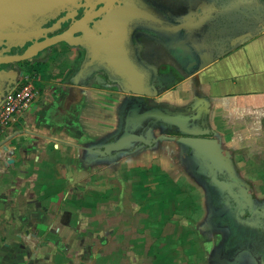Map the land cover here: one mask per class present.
Wrapping results in <instances>:
<instances>
[{
    "label": "crops",
    "instance_id": "0c3cea01",
    "mask_svg": "<svg viewBox=\"0 0 264 264\" xmlns=\"http://www.w3.org/2000/svg\"><path fill=\"white\" fill-rule=\"evenodd\" d=\"M211 59L148 103L183 117L202 112L251 216L264 210V26ZM80 60L59 45L24 64L38 96L0 136V264H264L257 229L235 256L234 230L219 221L224 211L210 203L198 162L175 136H157L159 125L152 144L101 154L120 135L132 96L72 83Z\"/></svg>",
    "mask_w": 264,
    "mask_h": 264
},
{
    "label": "water",
    "instance_id": "95a60500",
    "mask_svg": "<svg viewBox=\"0 0 264 264\" xmlns=\"http://www.w3.org/2000/svg\"><path fill=\"white\" fill-rule=\"evenodd\" d=\"M82 1L84 0H0V67L33 62L41 53L62 43L70 48L86 50L84 59L71 82L80 87H89L93 84L100 86L119 84L124 92L132 96L120 135L107 144L110 155L132 152L142 144H152L153 141L150 139L152 129L158 124L163 125L171 129L177 140L190 149V155L198 162L199 167L200 163L204 165L211 183H216L221 192L228 191V196H231L233 188L241 189L234 182L228 165L223 162L220 153L206 138L207 133L200 126L202 116L200 110L183 117L164 108L149 105L148 100L158 97L161 91L174 85L176 77L173 73L159 76L155 68L148 66L131 47L133 25L141 24L142 31L151 32L164 40L173 51L180 68L187 76H193L214 62L208 54L199 56L197 47L185 40V34L196 25L198 18L186 22L173 19L155 20L153 16L141 10L118 6L98 23L110 31L107 39L99 43L93 38L94 36L86 37L91 45V40L97 41L93 49L86 48L82 39L72 40L73 32L81 33L74 27L72 31L54 38L38 37L37 33L43 23L55 19L61 12L71 6H78ZM116 2L118 0L100 1L106 8H111ZM106 8L96 12V6H92L79 24L101 17ZM154 24H158L159 27H155ZM250 36L246 35L243 38ZM40 39L44 41L38 42ZM28 43H32V46H29L23 55H9L13 48L23 49ZM16 84L13 72L0 70V102ZM172 137L163 138L175 139ZM197 170V175L201 177L199 168ZM223 176L226 177L224 180L218 179ZM240 192L233 199L245 202L243 213H247L251 211L250 203L245 198V192L242 189ZM231 205L228 203L227 207L230 208ZM233 210L234 207L226 218H234L233 224L239 227L238 231L234 232L236 239H231L236 256L246 247L244 242L247 233L248 236L249 234L257 236L255 235L257 229L260 232H258L259 236L264 234V210L255 211L246 221L241 218L240 211L232 215ZM246 225L253 230L246 232Z\"/></svg>",
    "mask_w": 264,
    "mask_h": 264
},
{
    "label": "flooded vegetation",
    "instance_id": "af4514ba",
    "mask_svg": "<svg viewBox=\"0 0 264 264\" xmlns=\"http://www.w3.org/2000/svg\"><path fill=\"white\" fill-rule=\"evenodd\" d=\"M100 1L101 0H84L78 6L69 7V9L61 12L55 19L43 23L37 33L38 37L42 38L43 36H47L49 38H54L72 31L74 27L77 31H81V33L73 32L74 37L72 40L82 39L86 48L93 49L97 41L91 40V45L87 42L86 37L88 35L94 36L93 38L98 40L99 43L107 39L110 31L104 29L103 25L98 23L103 20L104 16L109 15L111 10L118 6H123L124 8L141 10L153 16L155 20L163 19L168 21L173 19L179 22H186L198 18L196 25L185 34V40L197 47L199 56L208 54L210 58L216 59L250 38L259 27L264 26V0H258V2L257 0H249V2H252L253 7H255L252 8L247 6V10L238 8L230 9L235 4L240 3V0H118L111 8H106ZM231 2L236 3L232 5ZM92 6H96V12L105 8L106 10L102 12L101 17L88 23L79 24V22H82L85 18L86 13L91 10ZM154 26L159 27L158 24H154ZM246 35L251 36L244 39L243 37ZM131 38L132 50H134L136 54H139L148 66L154 67L159 76L173 73L177 81L178 75H186L185 71L180 68L174 58L173 51L159 36L151 32L142 31V25L137 23L135 26L133 25ZM241 38H243V40H241ZM42 41L44 40L40 39L38 42ZM59 45L79 53L81 60L77 67L78 69L84 59L86 50L70 48L65 43L56 46ZM29 46H32V43H28L23 49L13 48L9 55H23ZM56 46L41 53L39 57L50 54ZM154 57L155 61L158 59L159 62L161 61V66L152 61ZM24 64L25 63L3 65L0 67V70L13 72L14 79L18 82L21 78ZM106 86L122 89L119 84H107ZM166 129L168 132L172 133L171 129ZM203 166L204 165L200 163V167L198 166V168L208 188L214 210L216 213L224 211L222 220L219 221L228 224L229 227L233 228L234 231L232 232H235L239 227L237 224H233L234 218H226V215L233 207L234 210L232 215L240 211L242 212L241 218L244 221L249 220L251 217L247 213H243L245 202L242 203L241 200L236 201L233 199L234 196L241 193V189L237 190L233 188L231 196H228V191L221 192L216 183H211V179H209L207 172H205L207 169ZM225 178L226 177L223 176L218 179L222 181ZM228 203L232 204L230 208L227 207ZM225 219H227L226 222ZM246 229V232L253 230L247 225ZM234 236L235 235H233V238Z\"/></svg>",
    "mask_w": 264,
    "mask_h": 264
},
{
    "label": "built area",
    "instance_id": "2783aa9c",
    "mask_svg": "<svg viewBox=\"0 0 264 264\" xmlns=\"http://www.w3.org/2000/svg\"><path fill=\"white\" fill-rule=\"evenodd\" d=\"M37 96L34 77L23 73L0 102V136L10 127L15 116L34 106Z\"/></svg>",
    "mask_w": 264,
    "mask_h": 264
},
{
    "label": "rangeland",
    "instance_id": "374dc122",
    "mask_svg": "<svg viewBox=\"0 0 264 264\" xmlns=\"http://www.w3.org/2000/svg\"><path fill=\"white\" fill-rule=\"evenodd\" d=\"M253 1V0H252ZM260 1V0H259ZM257 2H258V0H257ZM232 3V2H231ZM236 2H233L232 3V5H234ZM247 6H249V7H252V8H254L253 7V4H252V2L250 1L249 2V0H240V3H238V4H235L234 6H232L230 9H233V8H238V9H246L247 10ZM230 16H231V14H230ZM226 19H228L227 17H225ZM159 125V124H158ZM159 133L157 134V136L158 135H170V136H175V133L173 134V133H170V132H168L167 131V129H166V127H164L163 125H159ZM195 183V182H194ZM203 186V185H202ZM204 187V186H203ZM205 188V187H204ZM203 192H204V194H205V189L203 190ZM201 198H203L204 199V196L202 197L201 196ZM209 200H210V203H212L211 202V197L209 196ZM204 201V200H203ZM168 223H165V226L166 227H168V226H170L171 227V229L170 230H172V225H173V223H170L169 225H167ZM182 226H184V223H182V222H178L177 223V229H179V228H181ZM188 227L189 228H191L192 229V234H193V238H192V240H193V246L195 247V246H200L201 244L199 243V240H198V224L196 223V222H191V223H189L188 224ZM168 229V228H167Z\"/></svg>",
    "mask_w": 264,
    "mask_h": 264
},
{
    "label": "trees",
    "instance_id": "16d2710c",
    "mask_svg": "<svg viewBox=\"0 0 264 264\" xmlns=\"http://www.w3.org/2000/svg\"><path fill=\"white\" fill-rule=\"evenodd\" d=\"M108 147H109V145H108L107 147H105V148L101 151V154H103V152L109 154V153H108Z\"/></svg>",
    "mask_w": 264,
    "mask_h": 264
}]
</instances>
